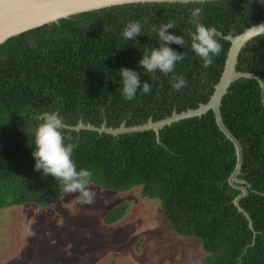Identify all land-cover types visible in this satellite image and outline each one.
Listing matches in <instances>:
<instances>
[{"label": "trees", "instance_id": "trees-1", "mask_svg": "<svg viewBox=\"0 0 264 264\" xmlns=\"http://www.w3.org/2000/svg\"><path fill=\"white\" fill-rule=\"evenodd\" d=\"M202 9L201 20L215 27L222 50L209 67L191 49V12ZM131 21L143 24L141 36L127 42L123 30ZM172 21L169 31L186 46L172 44L183 55L176 74L187 80L180 91L172 74L145 73L139 67L143 51L159 47L156 29ZM264 22V0H224L206 3H154L114 7L61 20L12 38L0 47V209L27 204L47 209L66 193L54 177L34 170L33 132L45 112H58L69 127L80 123L118 129L159 122L174 113L207 104L223 75L231 43ZM139 70L150 93L138 90L134 100L122 96L118 70ZM250 70L264 79V36L242 52L238 71ZM225 125L243 147L239 179L248 196L240 204L253 221L240 213L235 200L242 194L230 184L237 156L234 144L217 126L213 112L181 121L160 132L113 136L64 130L74 146L77 168L93 173L91 185L160 201L173 231L198 240L205 264H264V98L255 81L241 79L224 98ZM126 204L105 218L120 222Z\"/></svg>", "mask_w": 264, "mask_h": 264}, {"label": "rangeland", "instance_id": "rangeland-1", "mask_svg": "<svg viewBox=\"0 0 264 264\" xmlns=\"http://www.w3.org/2000/svg\"><path fill=\"white\" fill-rule=\"evenodd\" d=\"M91 187L92 205L66 193L47 209H0V264H205L201 243L173 231L160 201L143 198L140 189ZM123 204L125 217L107 226L104 218Z\"/></svg>", "mask_w": 264, "mask_h": 264}, {"label": "clouds", "instance_id": "clouds-1", "mask_svg": "<svg viewBox=\"0 0 264 264\" xmlns=\"http://www.w3.org/2000/svg\"><path fill=\"white\" fill-rule=\"evenodd\" d=\"M202 9L195 8L191 12L190 23L194 27L191 32V49L200 57L203 66L209 67L213 58L220 54L222 45L220 33L215 27H210L202 22ZM174 22L169 21L159 25L156 29L159 47L146 48L139 60V67L145 73L160 72L164 75L172 74L171 86L180 91L187 85V80L181 74H176L177 62L183 59V55L170 45L186 46L187 41L181 35L170 32L175 29ZM143 24L140 21L129 22L123 30L125 41H134L141 36ZM122 85V96L127 101L135 99L138 90L148 94L152 87L148 81H142L139 70L121 67L118 70ZM244 80L255 81L261 97L264 98V79L254 76L250 70L242 72ZM40 123L33 132L34 170L42 176L54 177L62 184V190L69 194H78L81 204L92 205L97 193L91 187L93 173L87 168H77L73 158L74 146L66 143L64 130L67 125L58 112H45L40 118Z\"/></svg>", "mask_w": 264, "mask_h": 264}, {"label": "water", "instance_id": "water-1", "mask_svg": "<svg viewBox=\"0 0 264 264\" xmlns=\"http://www.w3.org/2000/svg\"><path fill=\"white\" fill-rule=\"evenodd\" d=\"M218 1L224 0H0V47L12 38L19 37L22 34L47 25L58 24L61 20H69L74 16L85 13L134 4H189ZM220 36H222V34H220ZM262 36H264V22L247 29L244 33L236 37H225V39L231 43V48L226 60L223 75L210 101L207 104L200 105L196 110H189L181 114L174 113L172 117L159 122H154L153 119H151L148 124L132 128L122 125L120 128L115 129L109 128L107 124H104L101 128H97L90 124L85 125L82 122L77 127L67 126L66 129L78 132L87 130L113 136L154 131L157 134L158 142H160V132L166 127H170L181 121L202 118L208 113L213 112L217 126L236 148L237 166L230 178V184L234 188L239 189L242 194L235 200V205L239 212L247 217L250 228L254 231L255 235H257L253 227L252 219L240 204L241 199L248 196V188L236 186V184H241L250 187L246 182L239 179L242 174L244 163L243 147L236 136L225 125L221 109L224 98L229 94L232 85L243 79L241 76L242 72L238 71V64L242 52L253 40ZM253 75L257 76L255 74Z\"/></svg>", "mask_w": 264, "mask_h": 264}]
</instances>
